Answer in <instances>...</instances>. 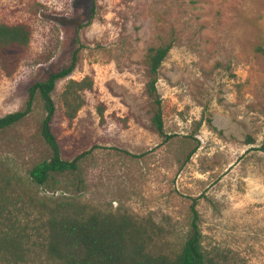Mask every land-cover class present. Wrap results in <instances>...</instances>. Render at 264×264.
<instances>
[{
  "label": "rangeland",
  "instance_id": "rangeland-1",
  "mask_svg": "<svg viewBox=\"0 0 264 264\" xmlns=\"http://www.w3.org/2000/svg\"><path fill=\"white\" fill-rule=\"evenodd\" d=\"M0 23L31 31L27 46L0 57V116L25 108L29 86L78 52L52 90L51 122L61 157L78 158V170L43 186L30 177L52 152L37 94L0 133V217L12 211L14 221L2 229L31 226L33 201L71 197L150 220L151 249L173 254L190 235L196 199L205 252L264 264V0H0ZM160 45L171 46L156 82L163 134L146 89V54ZM86 76L92 86L78 90L84 101L70 119L63 91ZM13 264H37L35 253Z\"/></svg>",
  "mask_w": 264,
  "mask_h": 264
},
{
  "label": "trees",
  "instance_id": "trees-1",
  "mask_svg": "<svg viewBox=\"0 0 264 264\" xmlns=\"http://www.w3.org/2000/svg\"><path fill=\"white\" fill-rule=\"evenodd\" d=\"M91 2L95 5L96 0ZM30 36L31 31L27 24L0 23V57L7 62L10 48L27 46ZM170 48V45L150 47L146 54L151 73L146 89L157 105L152 124L161 134L164 133V119L156 82L159 69ZM77 61L76 50L68 65L60 70H52L29 86V99L25 108L0 116L1 133L22 121L32 111L37 94L42 98L46 114L42 120L41 133L52 152L49 158L42 159L29 172L38 186L49 184L55 173L64 174L78 170V158L67 160L61 157L57 136L51 126L56 111L52 90L58 79L67 77L74 71ZM91 86L92 79L89 76L80 81L70 79L67 83L63 92L66 114L70 119L76 116L84 101L78 90ZM196 202L195 199L192 203L194 215L190 235L179 251L168 254L151 249L154 226L150 220H138L120 208H91L75 198L45 196L33 201L31 212H27V216H34L31 226L25 221L21 223L20 230L12 229L13 226L10 227V232L1 227L6 222H14L11 218L12 211H8L11 217L4 220L0 217V258L9 264L28 262L34 252L37 264H223L215 254L207 253L203 249Z\"/></svg>",
  "mask_w": 264,
  "mask_h": 264
}]
</instances>
